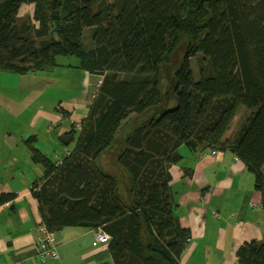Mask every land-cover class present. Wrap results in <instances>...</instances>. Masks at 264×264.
Listing matches in <instances>:
<instances>
[{
    "label": "trees",
    "instance_id": "1",
    "mask_svg": "<svg viewBox=\"0 0 264 264\" xmlns=\"http://www.w3.org/2000/svg\"><path fill=\"white\" fill-rule=\"evenodd\" d=\"M24 4L33 17L19 16ZM59 57L78 58L75 67L102 83L81 129L59 137L66 150L74 145L61 165L29 141L44 169L32 192L50 232L104 230L113 264H181L192 236L170 168L183 147L232 153L254 175L264 211V0L0 1L1 71L37 73ZM110 154L115 173L103 161ZM237 259L264 264V241L245 243Z\"/></svg>",
    "mask_w": 264,
    "mask_h": 264
},
{
    "label": "crops",
    "instance_id": "2",
    "mask_svg": "<svg viewBox=\"0 0 264 264\" xmlns=\"http://www.w3.org/2000/svg\"><path fill=\"white\" fill-rule=\"evenodd\" d=\"M24 6L29 9L33 4ZM51 69L56 68L43 71ZM100 81V75L90 73L87 91L83 86L80 95L46 104L38 93L22 108L3 86L5 95L0 97L16 103L7 101L5 107L20 109L0 111V197L12 196L0 204V264H113L108 244H95V230L83 228L58 232L59 260L42 261L38 242L44 222L32 192L44 169L33 162L29 141L36 138L34 147L54 154V162L63 160L66 148L59 137L81 126ZM56 84L48 85L49 89ZM44 90L43 86L40 91ZM67 149L73 151L74 145ZM180 153L183 160L170 168L172 189L181 224L192 236L181 264H238L241 246L264 241L263 196L255 188V179L230 152L193 153L183 147Z\"/></svg>",
    "mask_w": 264,
    "mask_h": 264
},
{
    "label": "rangeland",
    "instance_id": "3",
    "mask_svg": "<svg viewBox=\"0 0 264 264\" xmlns=\"http://www.w3.org/2000/svg\"><path fill=\"white\" fill-rule=\"evenodd\" d=\"M34 10H35L34 5L33 7H29V9H27L24 6L20 9L19 16L28 15L26 12H30L29 15L33 17ZM35 24L37 25L38 23L35 22ZM91 36H92V31L91 29H88L85 32V38H84L87 47L91 46ZM197 59H198L197 57L191 58V65L194 72V77L196 79L199 78L198 77L199 64ZM57 62L60 66L57 67L56 69H51L53 71H39L37 73H30L27 75L16 74V77L13 76L11 77V75H7V73H5V75H0V88L5 86L6 88L10 89L11 91L7 93H9V95H11V97H13L19 103L18 105L21 108L24 107L26 103L29 102V99H35L36 98L35 96L38 93L44 95L43 97L40 98V100L43 99L46 104H51L53 102L55 103V101L58 104L60 100H66L67 98L69 99L72 96L80 95L81 93H83V89H82L83 86L85 87V91H87L90 73L87 71H82L81 69L75 67L78 66L80 63L78 58L59 57L57 59ZM171 65L172 67L170 69L166 68L163 71V80H162L163 84L167 82L168 74L172 72L171 69L173 68L174 70L175 66H177L174 64ZM0 73H3V71H1ZM55 82H57L58 84H56L54 89L50 90L48 85L53 84ZM43 86L45 87V90L40 91ZM4 95H5V89L3 87V89L0 90V96H4ZM7 101L11 102L7 99L1 98V102H2V104H0L1 112H4L6 109H7V113L10 111V109L13 110V112H15L14 110L16 109H20L19 107L6 108L5 105ZM175 106L176 103L174 102L172 104V107ZM246 114L247 112L243 108L239 111L238 115L235 117L233 121L231 130L228 132L227 136L230 137L231 135H234L238 131L240 124L242 123V120L245 118ZM47 155L51 158V160H54L53 158L54 154L48 152ZM106 157H108V159H103V161L108 165L107 169L111 173H115V168L116 170L118 168L117 167L114 168V165H116V163L114 161L113 154L112 156L110 154V156L108 155ZM249 175L252 176L253 179H255L254 175L252 174ZM254 184H255V180H254Z\"/></svg>",
    "mask_w": 264,
    "mask_h": 264
},
{
    "label": "built area",
    "instance_id": "4",
    "mask_svg": "<svg viewBox=\"0 0 264 264\" xmlns=\"http://www.w3.org/2000/svg\"><path fill=\"white\" fill-rule=\"evenodd\" d=\"M102 81L99 82L98 87L101 85ZM81 129V126L78 130ZM71 154L70 150H66L65 155L69 156ZM58 165L62 164V161L57 162ZM40 236L38 242V256L42 261L59 260V252L56 245V234L50 232L45 224L40 227ZM95 244H106L110 241V236L102 229H97L95 231Z\"/></svg>",
    "mask_w": 264,
    "mask_h": 264
}]
</instances>
